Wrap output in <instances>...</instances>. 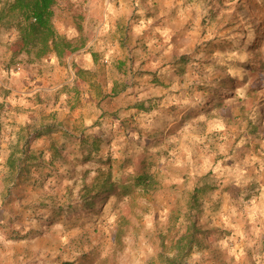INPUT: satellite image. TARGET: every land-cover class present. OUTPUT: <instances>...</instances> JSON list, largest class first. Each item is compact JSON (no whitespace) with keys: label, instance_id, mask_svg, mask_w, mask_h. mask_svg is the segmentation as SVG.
I'll return each instance as SVG.
<instances>
[{"label":"rangeland","instance_id":"rangeland-1","mask_svg":"<svg viewBox=\"0 0 264 264\" xmlns=\"http://www.w3.org/2000/svg\"><path fill=\"white\" fill-rule=\"evenodd\" d=\"M54 13L59 32L94 50L92 64L77 52L61 62L60 88L78 92L65 122L75 136L109 138L102 154L116 184L130 186L145 164L158 186L109 196L87 213L80 178L89 171L90 183L105 167L80 165L77 148L36 171L39 187L0 169V198L10 197L8 217L23 238L1 236L0 264H162L160 234L169 220L185 228L195 188L199 224L222 233L200 238L188 264H264V203L253 199L228 227L215 215L220 185L249 180V171L264 183V0H58Z\"/></svg>","mask_w":264,"mask_h":264},{"label":"trees","instance_id":"trees-1","mask_svg":"<svg viewBox=\"0 0 264 264\" xmlns=\"http://www.w3.org/2000/svg\"><path fill=\"white\" fill-rule=\"evenodd\" d=\"M57 3L58 0H6L3 3L0 7V28L7 32V35L11 37L9 39H12V41L4 43L5 41L0 40L2 42L0 47H2V50L5 47L4 53L10 50L12 57L1 66V69L10 70L12 66L20 65V63H36L50 55H54L61 65L63 60L79 50L77 41L69 39L59 32L54 25V7ZM9 39L7 38L6 40ZM21 55L26 57V62L23 59H18ZM76 73L82 76L89 72L77 70ZM231 83L230 80L229 85ZM69 88L71 89V87ZM58 90L63 95V103L69 105V101L77 100L78 92L72 93L68 88L63 91L62 88ZM118 94L116 87L113 86L110 96L115 97ZM137 108L138 110L143 109L140 105ZM65 120L61 124H46L35 130L26 129L23 140L21 143L14 144V149L7 159L8 172L6 173L14 174L15 178H17V183L21 185L30 184V188L39 187L43 181H40L39 174H36V171L45 165L52 167L57 160L62 158L63 153L73 155L74 149L77 148L81 153L80 165L96 162L98 165L105 167V170L96 168L95 176L90 183L86 182L90 174L89 171H84L81 176L80 199L85 201L80 208L82 211L92 212L102 200L109 196H117L121 192L126 196L133 191H139L146 195L156 190L158 182L145 164H142L138 173L132 177L130 186H124L123 183L116 184L112 180L111 157L108 153L106 155L102 154V146H108L110 143L109 138L104 139L103 132L91 138H86L83 134L75 136V133L70 129L71 126ZM10 122H7V124H10ZM53 134H60V137L56 140H51ZM42 136L50 138L49 146L44 147L43 151L37 154L33 147L35 143L41 142L38 139ZM42 153L47 154V159H42ZM126 161L127 159L124 160V162ZM126 163L131 165L129 161ZM126 163L123 164L124 167ZM32 175L36 178H33ZM7 177L6 175L4 182L8 181ZM12 185H14V181H8L5 189L12 187ZM200 191V188H195L190 196L187 210L183 215L185 228L176 226L177 224H173V220H169L167 225L169 227L167 229L165 227L161 232L157 258L162 264H188L195 249L198 245H201L200 238L206 239L214 233H222L221 230L208 228L205 223L199 224L198 219L194 215L200 205L198 199ZM6 194L4 193V196L0 198V205L1 203L5 205V208H0L2 210L0 212V235L12 242L21 241L23 238L18 236L19 232L16 229L18 226L8 217L9 209L6 206L10 203V197H7ZM177 221H179L178 215L174 217V222ZM5 223L7 224L5 225ZM44 224L45 227L51 228L55 222L45 220ZM167 231L172 234V237L169 233H166ZM204 246L206 247L207 245ZM204 246L201 248L203 249ZM61 264L73 263L65 261Z\"/></svg>","mask_w":264,"mask_h":264},{"label":"crops","instance_id":"crops-1","mask_svg":"<svg viewBox=\"0 0 264 264\" xmlns=\"http://www.w3.org/2000/svg\"><path fill=\"white\" fill-rule=\"evenodd\" d=\"M6 41L12 39L5 40L4 43ZM84 48L77 51L78 55H81L77 58L85 63L90 60L92 64L94 50H89L88 47L89 52H86L87 49ZM3 49L0 47V169L8 172L7 159L14 149V144L23 140L26 129L35 130L46 124H61L66 119V114H70L74 100L69 101V105L63 103V95L58 89L66 69L61 68L54 55L36 63H22L12 66L10 70H3L1 66L12 57L10 50L4 53L5 47ZM84 53H87L86 57L82 55ZM24 57L21 55L18 59L22 60ZM67 69L70 71V67ZM59 137L60 134H53L51 140ZM49 139L42 136L38 140L48 147ZM34 147L36 151L39 149L36 143ZM247 176L249 180L219 186L216 192L218 196L215 198L219 207L215 215L221 221L220 226H232L233 222L241 220L249 213V204L253 199L260 200L261 206L264 203V183H254L256 180L251 178L250 171ZM7 183L8 181H5L3 187Z\"/></svg>","mask_w":264,"mask_h":264}]
</instances>
